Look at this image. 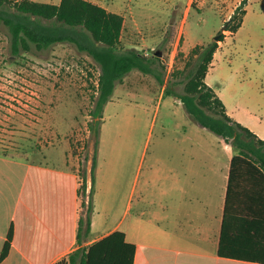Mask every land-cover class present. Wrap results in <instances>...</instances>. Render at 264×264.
<instances>
[{
    "label": "rangeland",
    "instance_id": "1",
    "mask_svg": "<svg viewBox=\"0 0 264 264\" xmlns=\"http://www.w3.org/2000/svg\"><path fill=\"white\" fill-rule=\"evenodd\" d=\"M35 1L57 4L60 0ZM88 1L124 17L118 51L133 50L152 60L162 83L154 75L132 70L116 84L98 117L94 109L100 68L91 57L66 42L41 50L32 45L14 55L9 32L0 23V152L18 153L59 139L79 158L90 157L91 124L98 132L103 124L102 147L113 162L111 170L124 171L122 189L127 198L133 180L151 175L152 155L160 138L171 135L182 121L176 99L195 67V48L221 39L208 81L214 86L223 84L229 93L238 86V98L264 100V0H247L245 13L237 12L227 29L241 0ZM239 20L241 26L234 31ZM195 123L191 121L192 127L202 129ZM51 130H61L62 136L52 137ZM28 155L34 158L33 153ZM48 160L56 165L61 162L57 156ZM111 177L117 175L111 172ZM87 182L88 194L89 177ZM84 199L87 205L88 196ZM94 205L92 200V214ZM122 213L117 198L110 211L97 212L96 231L114 225Z\"/></svg>",
    "mask_w": 264,
    "mask_h": 264
},
{
    "label": "crops",
    "instance_id": "2",
    "mask_svg": "<svg viewBox=\"0 0 264 264\" xmlns=\"http://www.w3.org/2000/svg\"><path fill=\"white\" fill-rule=\"evenodd\" d=\"M216 56L217 52L205 83L223 102L231 119L264 140V100L238 98V86L229 93L223 84L214 86L209 82ZM176 100V112L182 121L177 122L171 135L160 138L152 155L151 175L142 181L133 180L127 198L122 189L124 171L111 170L113 162L107 148L102 147L103 124L97 147L90 148V157L79 158L59 139L18 153L0 152V253L12 229L9 252L0 264H54L117 230L135 247L133 264H261L218 255L235 151L216 134L209 137L207 129L192 127L191 117L180 99ZM48 133L62 136L61 130ZM55 156L61 160L58 165L48 160ZM94 160L95 209L110 211L113 201L119 198L123 213L114 225L99 232L95 210L90 232L79 244L78 187L82 175L91 181ZM111 172L117 175L115 179ZM240 204L237 195L232 201V216H247L251 223L261 219L262 238L255 239L253 230H247L233 239L232 247L253 250L261 241L264 250V194L250 197L244 213L238 212Z\"/></svg>",
    "mask_w": 264,
    "mask_h": 264
},
{
    "label": "trees",
    "instance_id": "3",
    "mask_svg": "<svg viewBox=\"0 0 264 264\" xmlns=\"http://www.w3.org/2000/svg\"><path fill=\"white\" fill-rule=\"evenodd\" d=\"M247 0H241L230 23L237 12L245 13ZM0 23L9 32L10 49L16 55L21 50L28 51L33 45L38 50L46 49L57 43H71L86 53L99 65L98 95L94 113L102 117L107 103L117 83L132 70L154 75L162 83L152 67V60L138 52L118 51L122 41L125 19L109 12L104 7L88 0H60L57 4L35 0H0ZM241 26L239 20L234 31ZM195 48V67L188 73L183 94L179 99L191 119L221 137L235 151L230 162V173L224 203L223 223L218 244V255L248 262L264 264L262 242L255 243L256 248L237 249L232 247L233 239L240 233L253 230L255 239L262 238V224L250 222L247 216L233 217L232 201L239 195L241 204L238 212L247 211V204L253 195L264 194V140L258 138L248 128L231 119L223 102L205 83V76L218 47V41ZM154 59L159 60L158 57ZM94 148L98 144V128L91 124ZM94 167L92 166L90 189L87 179L81 176L78 187L80 202L77 229L78 243L90 232L92 200L94 194ZM85 196H88L86 205ZM85 210H82V208ZM254 220V219H253ZM229 235L232 237L229 238ZM12 240V229L7 233L0 253V262L7 256ZM134 245L126 242L123 232L114 231L92 245L80 247L54 264H133Z\"/></svg>",
    "mask_w": 264,
    "mask_h": 264
},
{
    "label": "water",
    "instance_id": "4",
    "mask_svg": "<svg viewBox=\"0 0 264 264\" xmlns=\"http://www.w3.org/2000/svg\"><path fill=\"white\" fill-rule=\"evenodd\" d=\"M215 39L217 40V39H218V36H217ZM155 55L159 57V56L161 55V53H160L159 51H157V52L155 53Z\"/></svg>",
    "mask_w": 264,
    "mask_h": 264
}]
</instances>
